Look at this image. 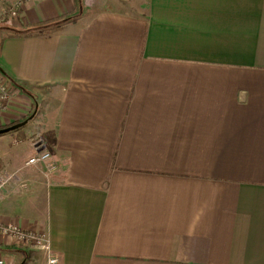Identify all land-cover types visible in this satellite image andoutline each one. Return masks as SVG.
<instances>
[{
  "label": "crops",
  "instance_id": "crops-1",
  "mask_svg": "<svg viewBox=\"0 0 264 264\" xmlns=\"http://www.w3.org/2000/svg\"><path fill=\"white\" fill-rule=\"evenodd\" d=\"M10 5L0 223L56 264H264V0ZM0 260L47 264L5 237Z\"/></svg>",
  "mask_w": 264,
  "mask_h": 264
},
{
  "label": "built area",
  "instance_id": "built-area-1",
  "mask_svg": "<svg viewBox=\"0 0 264 264\" xmlns=\"http://www.w3.org/2000/svg\"><path fill=\"white\" fill-rule=\"evenodd\" d=\"M10 16L14 17L17 14V9L10 10ZM18 15V14H17ZM16 89L8 81H6L0 72V115L3 114L9 106L10 101L14 97ZM27 165L45 164L47 170L52 172L56 171L57 165L52 160L51 154L47 151H41L34 156L30 157L26 161ZM3 180L0 177V191L3 186ZM0 237L11 239L13 242H17L25 247L43 250L47 256V264H56L57 259L50 253L48 242L41 232L25 231L13 224H1L0 223ZM0 264L3 262L0 260Z\"/></svg>",
  "mask_w": 264,
  "mask_h": 264
},
{
  "label": "rangeland",
  "instance_id": "rangeland-1",
  "mask_svg": "<svg viewBox=\"0 0 264 264\" xmlns=\"http://www.w3.org/2000/svg\"><path fill=\"white\" fill-rule=\"evenodd\" d=\"M13 8L17 9V14H18V6L17 5H10V6H7L6 8H4L3 13L0 15V20L3 24L5 21H13L17 17V14L14 17L10 16V14H9L10 10Z\"/></svg>",
  "mask_w": 264,
  "mask_h": 264
},
{
  "label": "water",
  "instance_id": "water-1",
  "mask_svg": "<svg viewBox=\"0 0 264 264\" xmlns=\"http://www.w3.org/2000/svg\"><path fill=\"white\" fill-rule=\"evenodd\" d=\"M25 122H21V123H17V124H14V125H11V126H8L6 128H2L0 129V135L1 134H4V133H7L9 131H13L19 127H21Z\"/></svg>",
  "mask_w": 264,
  "mask_h": 264
},
{
  "label": "trees",
  "instance_id": "trees-1",
  "mask_svg": "<svg viewBox=\"0 0 264 264\" xmlns=\"http://www.w3.org/2000/svg\"><path fill=\"white\" fill-rule=\"evenodd\" d=\"M13 125V124H12Z\"/></svg>",
  "mask_w": 264,
  "mask_h": 264
}]
</instances>
